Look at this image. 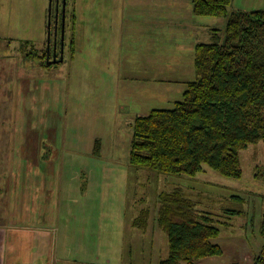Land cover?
Segmentation results:
<instances>
[{"label": "rangeland", "instance_id": "374dc122", "mask_svg": "<svg viewBox=\"0 0 264 264\" xmlns=\"http://www.w3.org/2000/svg\"><path fill=\"white\" fill-rule=\"evenodd\" d=\"M102 1L105 0H76L69 9L84 13L86 22L87 12ZM179 1L184 13L158 23L164 34L161 37L156 35L159 27L154 20L158 22V14L168 12L150 4L158 11L146 22L139 21V33L143 35L137 37L139 41L131 50L136 57L122 55L117 64H109L103 57L93 58V36L82 28L77 38V59L73 61L66 50V60L50 69L41 68L40 58L49 44L51 0H0V107L6 104V98L11 100V91H16L14 102L20 104L22 89L33 93L42 86L47 89L44 108L48 118L57 123L55 127L49 123L48 129L36 130L46 142L48 153L59 160L48 205L55 213L46 223L50 227L43 239L44 242L48 238L50 244L42 248V253L33 254L38 264H59L58 258L69 261L64 264H159L168 256L169 243L156 221L158 195L175 188L192 193L194 200L199 201L198 209L212 214L221 230L213 243L223 249V256L197 264H256L255 259L264 249L263 142L241 153V179L227 178L209 167L196 177L168 176L137 169L130 163L136 118L154 110L173 109L183 101L188 84L197 80L194 45L198 41L223 44L233 13L264 10V0H234L225 16L197 17L193 14V0ZM59 2L61 7L62 0ZM127 7L130 9L128 4ZM57 8L58 0H53L51 40L55 36ZM78 17L83 19L80 14ZM183 18L192 20L193 33L200 28L202 35L186 38ZM169 33L174 35L173 41H169ZM34 49V57L28 56ZM171 50L179 60L168 59ZM17 111L18 121H23L22 112L19 108ZM7 114L0 113V121L15 123L17 118ZM15 138L19 143L20 138ZM5 177L9 178L8 174ZM1 189L2 196H11V200L17 193H9L5 185ZM144 208L151 216L150 226L143 231L132 223ZM229 209L238 214H226ZM16 222L30 223V218ZM0 226L4 232L18 227L9 220ZM156 239L161 253L151 249ZM30 256L26 264H31Z\"/></svg>", "mask_w": 264, "mask_h": 264}, {"label": "trees", "instance_id": "16d2710c", "mask_svg": "<svg viewBox=\"0 0 264 264\" xmlns=\"http://www.w3.org/2000/svg\"><path fill=\"white\" fill-rule=\"evenodd\" d=\"M233 1L193 0V13L225 16ZM73 2L66 0V13L69 10L76 19L75 8L69 9ZM74 19L70 18L71 24ZM73 27L70 52L75 51ZM36 52L34 49L28 56L34 57ZM42 55L43 67L56 65H48L44 51ZM194 60L197 80L188 84L183 101L173 109L136 118L130 163L168 176L196 177L209 167L227 178L241 179V153L264 143V10L233 13L226 41L198 44ZM96 150L100 154V148ZM198 203L181 188L158 195L156 221L169 243L168 256L159 264H197L223 256V249L213 243L221 230L212 214L198 209ZM150 216L148 209H142L133 226L146 230ZM261 233L264 238V220ZM255 261L264 264V249Z\"/></svg>", "mask_w": 264, "mask_h": 264}, {"label": "crops", "instance_id": "0c3cea01", "mask_svg": "<svg viewBox=\"0 0 264 264\" xmlns=\"http://www.w3.org/2000/svg\"><path fill=\"white\" fill-rule=\"evenodd\" d=\"M152 2L154 6L159 5L164 8V11L168 12L167 14H158V22L154 20L158 27V23L162 19H171V16H182L184 13V7L179 0H153ZM74 3H77L76 0H74ZM151 3L150 0H130V2L128 0H105L100 5L97 4L96 9L87 12L86 16L89 14V20H86V22L84 13L76 10L74 12L76 19H74L70 12L66 21L67 39L70 40V34L74 26L75 51L70 52L68 49L69 57L73 61L77 59L75 54V52L77 53V38L82 28L87 30L88 36H93L90 38V42L93 43L95 48L93 58L100 59V57H103L108 60L109 64H117L116 61L121 59L122 55H133L134 53L131 51L133 44L139 41L138 36L143 35L139 33L142 29L140 22H146L145 19L154 15V11H158L156 7H150ZM79 14L82 15L83 19L78 17ZM70 18L74 19L72 20L73 26ZM192 18L191 16L190 19ZM181 23L185 31L183 35L186 38L188 36L190 39H195L202 35L203 30L200 28L193 33L191 29L193 26L192 20L186 21L183 18ZM186 28H188V31H186ZM156 35L157 37L164 36L160 31V27L156 31ZM174 39V35L169 33V41ZM102 42L103 44H101ZM201 43L198 41L192 48L194 54L196 46ZM129 44L131 49H128ZM93 46L90 44L91 50ZM134 57H136L135 54L131 56V58ZM167 57H169L168 59L173 57L175 60L180 59L172 50L167 53ZM65 60L66 57L64 56ZM40 66L44 68L42 65ZM2 88H4V85ZM46 90L42 86L36 88L33 93L22 89L19 94L20 104L18 101L14 102V98L17 99V96L14 95L16 91L13 90V92L11 91V100L6 98V104L0 107V113H8L7 115L10 114L11 118H17L18 108L24 116L23 121L20 122L18 118L15 123L6 124V122L0 121V178H2V181H0V224L2 221L9 220L11 225L18 226L8 232H4L2 226H0V264H26V258L30 254L31 264H38L34 260L33 254L42 253V248L45 247L46 249L50 244L48 238L44 242L43 239L48 236L46 230L50 227L46 223L51 222V215L53 216L55 213V210L50 211L48 209V205L50 203L49 194L53 192L54 187L51 180L58 177L59 160L54 159V154L48 153L46 142L41 140V135L36 132L37 128L40 127L48 129L47 125L52 123L44 108L46 105ZM0 93L3 94L1 90ZM56 124L52 123V127H55ZM15 137L20 138L19 143H16ZM54 138L61 141L55 136ZM48 163H54V165L49 166ZM7 174L9 178L6 179ZM2 185L6 186L9 193L17 192L13 194L12 200L11 196H2L4 193L1 189ZM25 217L30 218V223L16 222V220ZM34 234L36 235L34 236ZM149 245V243H146V246ZM151 247L153 252L161 253L157 239L152 242ZM141 250L144 251V244ZM61 254L64 255V253ZM58 260H61L59 264L69 262L66 258H58ZM210 264H215V262L213 261Z\"/></svg>", "mask_w": 264, "mask_h": 264}, {"label": "flooded vegetation", "instance_id": "af4514ba", "mask_svg": "<svg viewBox=\"0 0 264 264\" xmlns=\"http://www.w3.org/2000/svg\"><path fill=\"white\" fill-rule=\"evenodd\" d=\"M61 2V1H60ZM63 0H62V5L60 7V12H59V16L62 18L63 15ZM67 14V13H66ZM68 20L67 16H66V21ZM60 25H58L57 27V34H56V29H55V36H54V40L50 41V48L45 47L44 49V56H45V60L47 62V60L49 59L50 61H53L55 56L57 57L58 60L61 59L62 57V52L64 54V51L66 52V50H68V44L69 41H67V24L65 26V33H63V25H62V20L59 21ZM65 55V54H64Z\"/></svg>", "mask_w": 264, "mask_h": 264}, {"label": "water", "instance_id": "95a60500", "mask_svg": "<svg viewBox=\"0 0 264 264\" xmlns=\"http://www.w3.org/2000/svg\"><path fill=\"white\" fill-rule=\"evenodd\" d=\"M52 4H53V0H51L50 3V21H49V44H48V48H50V41H51V26H52V14H53V10H52ZM60 2L58 0V8H57V16H56V34H57V27L59 25V12H60ZM63 15H62V25H63V33H65V26H66V0H63ZM64 61V54L62 52V57L60 60L57 59V57L55 56L53 61H50L49 59L47 60V64H56L58 62H63Z\"/></svg>", "mask_w": 264, "mask_h": 264}]
</instances>
